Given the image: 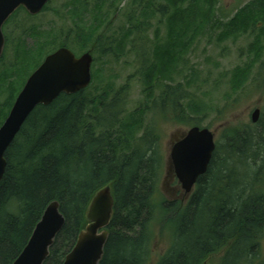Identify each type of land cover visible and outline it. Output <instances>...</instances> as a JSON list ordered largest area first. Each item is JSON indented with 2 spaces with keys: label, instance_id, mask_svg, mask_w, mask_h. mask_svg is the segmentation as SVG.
Wrapping results in <instances>:
<instances>
[{
  "label": "trees",
  "instance_id": "16d2710c",
  "mask_svg": "<svg viewBox=\"0 0 264 264\" xmlns=\"http://www.w3.org/2000/svg\"><path fill=\"white\" fill-rule=\"evenodd\" d=\"M123 2L121 12L118 6ZM112 4L114 13L123 14L124 23L103 42L101 54L114 59L135 55L141 100L131 111L126 103L128 84L115 88L111 80L97 88L93 77L85 90L61 94L51 105L35 108L5 153L0 264L15 261L52 201L59 203L65 224L44 264H62L87 225L91 199L106 185L111 187L114 207L100 264H149L156 216L167 220L173 233L170 247L156 264H203L222 250L220 264H264V191L260 188L264 168L256 167L259 160L264 163V129H241L216 145L206 174L186 198L155 200L162 165L156 119L197 126L201 114L210 109L198 97L194 87L198 70L186 62L187 55L204 39L216 45L247 39L248 62L228 79L233 92L244 86L252 64L264 55V0H250L227 21L217 15L218 0H114ZM20 12L26 14L18 9L3 28ZM73 26L85 32L75 34L82 41L74 40L82 52L87 41L98 40L100 47L93 24ZM4 38L0 66L8 56V37ZM14 46L15 62L0 72V90L9 92L0 107V127L26 78L43 59L42 49H27L24 38ZM60 46L78 53L66 43Z\"/></svg>",
  "mask_w": 264,
  "mask_h": 264
},
{
  "label": "rangeland",
  "instance_id": "374dc122",
  "mask_svg": "<svg viewBox=\"0 0 264 264\" xmlns=\"http://www.w3.org/2000/svg\"><path fill=\"white\" fill-rule=\"evenodd\" d=\"M112 1L114 0H107L99 4V0H51L41 14L36 17H28L27 13L20 12L3 28L4 35L8 37L9 48L8 56L5 58L4 64L0 66V72L4 67L7 68L15 62L14 44L20 37L24 38L27 49L36 46L42 49V61L48 54L54 52L55 49L57 50L59 44L64 45L66 43L68 46L77 49V57L87 52L92 55L91 73L92 80L93 77L96 78L95 87H101L111 80L115 88L128 84L130 90L127 95V108L131 111L134 110L141 100V86L138 78L134 76L133 59L135 55L127 54L124 57L114 59L112 55L101 54L107 39H111L118 27L124 23L121 12L124 11L126 4L124 5V2L119 4L118 7L121 12L114 13V7L111 6L114 4ZM249 1L218 0L217 15L222 21H227L239 7ZM94 14L96 17H93ZM98 17L100 18L97 20ZM104 17L106 18L105 21L99 24L100 20H104ZM75 23L85 27H90L93 24L96 28L95 37L98 36L102 42L100 47L98 40L87 41L89 44H87L85 52H82L79 46L76 47L74 40L80 38H75V34L80 32L74 29L73 24ZM23 34L27 36L23 37ZM83 34L85 32L80 33V35ZM148 35L147 42L151 40L152 30L148 32ZM104 41L105 43H103ZM246 45L247 39L245 38L219 45L204 39L192 48L186 58V62L190 63L192 69L198 70L194 77V87L199 90L198 97L210 107L209 110L207 109L201 114L200 123L197 126L208 128L213 133L217 147L222 145L227 137L235 135L241 129L252 132L264 129V55L259 63L252 64L250 76L244 86L233 92L228 85V79L232 72L236 68L244 67L245 63L248 62L244 54ZM61 47L64 46L59 48ZM28 69L29 67L26 66L23 70V77L26 76ZM8 97V90H0V107L4 103L6 104ZM255 109H259L260 114L258 122L253 124L251 115ZM156 120L159 121V149L162 165L155 200L156 202H171L184 199L188 195H184L175 178L170 161V151L173 144L180 140L186 131L193 126L186 123H173L171 118L168 119L169 122L161 118ZM261 165H263L261 168H264V163H260L259 160L256 167ZM262 180L263 184L260 188L264 191V175ZM167 222V220L161 221L158 216L153 222L149 264H156L171 245L173 233L172 229L166 225ZM224 251L209 256L207 258L208 264H220ZM261 257L264 259V230L261 241Z\"/></svg>",
  "mask_w": 264,
  "mask_h": 264
},
{
  "label": "water",
  "instance_id": "95a60500",
  "mask_svg": "<svg viewBox=\"0 0 264 264\" xmlns=\"http://www.w3.org/2000/svg\"><path fill=\"white\" fill-rule=\"evenodd\" d=\"M50 0H0V59L5 48L3 26L20 8L30 16H37ZM92 55L79 57L68 48L61 47L48 54L27 78L11 110L0 127V182L6 169L5 153L20 132L23 124L38 106L51 105L61 94L72 95L85 90L92 81ZM260 111L255 109L251 122L256 124ZM216 149L213 133L208 128L190 127L173 144L170 161L176 180L184 195H189L199 177L206 174ZM114 200L110 185L98 190L86 212L87 225L77 236L74 247L62 264H100L113 214ZM65 219L60 205L52 201L19 256L12 264H44L49 257ZM208 264V259L203 262Z\"/></svg>",
  "mask_w": 264,
  "mask_h": 264
},
{
  "label": "flooded vegetation",
  "instance_id": "af4514ba",
  "mask_svg": "<svg viewBox=\"0 0 264 264\" xmlns=\"http://www.w3.org/2000/svg\"><path fill=\"white\" fill-rule=\"evenodd\" d=\"M50 1H51V0H50ZM50 1H49V2H50ZM41 12H42V11H41ZM40 14H41V13H40ZM38 15H39V14H38ZM73 53H74V52H73ZM76 57H77V56H76Z\"/></svg>",
  "mask_w": 264,
  "mask_h": 264
}]
</instances>
